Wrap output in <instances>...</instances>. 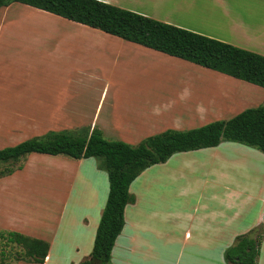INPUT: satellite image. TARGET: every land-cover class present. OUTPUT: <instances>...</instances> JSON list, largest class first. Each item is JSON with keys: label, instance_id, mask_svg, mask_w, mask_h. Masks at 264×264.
Here are the masks:
<instances>
[{"label": "crops", "instance_id": "obj_1", "mask_svg": "<svg viewBox=\"0 0 264 264\" xmlns=\"http://www.w3.org/2000/svg\"><path fill=\"white\" fill-rule=\"evenodd\" d=\"M104 1L127 8L118 0ZM134 11L264 55V0H148ZM5 29L8 39H0V91L37 92L22 108L13 103L0 110V119L16 122L12 127H24L28 121L38 129L35 134L46 133L41 129L97 127L109 140L135 145L197 119H229L264 104L261 86L235 77L230 80L253 91H124L130 86L139 89L146 79L170 76L165 68L167 64L170 69V62L217 78L227 74L27 4L0 8V37ZM110 91L115 93L104 109ZM86 95H97L92 110L82 105ZM150 95L161 97L160 102L143 104ZM45 155L51 156L46 166L58 165L54 176L62 187L60 210L53 214L51 202L46 213L32 208L25 217L21 211L8 229L47 241L48 255L42 263L15 264H78L93 249L110 189L108 172L98 157ZM53 158L59 161L51 162ZM94 159L83 172L85 162ZM261 159L260 149L224 140L176 152L144 169L130 185L134 201L126 206L119 235L124 236L126 264L134 256H158L165 248L182 253L186 248L181 241H189L193 264H232L226 262V249L239 236L255 237L257 227L264 226V205L256 213L257 194L264 192V170L256 164ZM11 178L0 179L1 190L10 189L5 186ZM215 255L224 257L213 262Z\"/></svg>", "mask_w": 264, "mask_h": 264}, {"label": "trees", "instance_id": "obj_2", "mask_svg": "<svg viewBox=\"0 0 264 264\" xmlns=\"http://www.w3.org/2000/svg\"><path fill=\"white\" fill-rule=\"evenodd\" d=\"M14 2L54 13L264 87V55L229 42L104 0H0V8ZM224 140L239 142L264 152V104L246 108L229 119L212 121L200 127L167 129L146 137L136 145L109 140L97 127L76 133L50 130L42 136L0 148V164L13 165L32 152L65 154L76 159L101 157L110 181L108 199L92 252L78 264H112V251L125 226L126 206L134 201L130 185L138 175L153 164L165 162L176 152L213 147ZM11 169L7 166L6 172L0 177L10 173ZM263 235L264 229L256 233L255 237L249 234L239 236L226 251V260L232 264H258ZM0 240L20 247L23 261L42 263L48 255L47 241L18 231H0ZM5 255V250L1 249L0 263L15 264L6 262Z\"/></svg>", "mask_w": 264, "mask_h": 264}, {"label": "rangeland", "instance_id": "obj_3", "mask_svg": "<svg viewBox=\"0 0 264 264\" xmlns=\"http://www.w3.org/2000/svg\"><path fill=\"white\" fill-rule=\"evenodd\" d=\"M119 4H123L127 6V8H130L134 10V8L142 7L143 4H147L148 0H118ZM5 33V34H4ZM0 37L2 40L8 39L6 37V29ZM169 65L166 64V69H168V72L170 76H166L165 79L158 80L156 78L152 79H146L144 81H141V87L137 89L135 86H130L131 83H135L136 79L131 78L133 82L129 84L131 88L126 89L124 91H184L185 89H189L190 91H215L214 88L217 87L218 89H222L223 91H246L247 93H250L248 91H253L249 89L248 86H240L237 82L230 80L233 79V77L226 75V78L215 77V74H212V76L205 74V70H199L196 69V71H192V69L185 68L180 65H176L172 62ZM178 66H180L178 68ZM197 76V79L195 77ZM242 82V81H241ZM245 82V81H244ZM243 83V82H242ZM248 83V82H245ZM254 87L255 84H249ZM219 89V90H220ZM262 91H264V88H259ZM216 90V91H219ZM35 92H29V91H0V110L6 109L7 106L10 104H13L14 106H17V108H22L25 106V103L28 104V101L30 98V95L36 94ZM44 96H46L45 91H38ZM115 92L110 91L109 97L107 98L106 104L104 106V109H106L107 105L111 101V97L113 96ZM156 95L152 96L150 95L148 97V102L143 101V104H150L152 105L154 102H160L157 101V98H161L159 96L155 97ZM43 97H37L39 100ZM97 95H86L85 100L82 103V105L87 109H94L95 104L97 103ZM32 101H35L34 98H32ZM72 106H77L78 103L75 105L74 102L70 103ZM26 125L24 127H12L9 125H13L14 121L9 119H0V148H3L5 146L14 145L17 144L25 139L34 137V136H42L53 129H41L46 133L42 134H35L38 132V129H34L32 126H29L28 121H26ZM212 121L208 122H202L199 121V119L196 120L195 123L191 125H187L186 127H182L181 130L186 129H192L196 127L203 126L205 124H208ZM1 125H4L3 127ZM83 128H71L67 129L71 132H80ZM47 130V131H46ZM63 130V129H62ZM66 130V129H65ZM88 130V129H86ZM57 131V130H54ZM60 131V130H59ZM115 140V139H112ZM139 144V143H138ZM136 145V144H135ZM64 156V155H60ZM51 156H46L45 154H39V153H29L20 158L17 162H15L13 165H5L0 164V175L7 170V166L12 168L11 172L3 175L0 177L2 178H8L12 177L10 180L6 182L5 187H9L10 189H4L0 191V231H12L8 229L9 225L13 222V217L19 216L21 211L24 212L25 217H27V212L32 211V208H35L33 210H36V212L46 213L48 208H45V206H48L49 203L53 202L55 203L54 207H51V211L54 214L56 211L60 210L61 205V183L58 179L55 178L54 174L58 170V165L53 163L49 164L50 166H46L45 162H50ZM97 158V157H96ZM57 158H53L51 162L56 161ZM99 161L103 160L101 157L97 158ZM92 162H85V164L82 166V171H85V167L89 163H93L94 160H91ZM258 167L263 171L264 170V160L261 159ZM19 167V168H18ZM40 172H35V171ZM49 170L47 173L46 171ZM49 174V175H48ZM33 177H37V179H34ZM263 179V178H262ZM57 183V184H56ZM56 184V185H55ZM57 186L55 189L54 187ZM4 191H7V193H4ZM260 194L261 196H264V192H259L257 194L258 199H256V213L259 210V208L264 205L263 201L260 200ZM18 206L22 210H18ZM26 209V210H25ZM12 226V225H11ZM10 226V227H11ZM260 227V228H259ZM257 227V233H261L264 229L263 226ZM124 242V236L122 235L121 238L119 237V240L116 243V246L112 252V264H126L124 261L125 258H127L126 250L123 247ZM121 243L122 246L119 244ZM180 245L185 247L186 250L180 251L178 248H168L162 250V254L157 255H145V256H134L133 258H130V264H193L192 257H189L188 251H189V241H181ZM231 245L228 247L230 248ZM226 249V251L228 250ZM1 249L5 250L6 255L5 259L6 262H12V263H19L21 258H24V255L22 254V250L20 247L3 242L0 240V251ZM92 252V251H91ZM218 252V251H216ZM215 253V252H213ZM47 257V256H46ZM88 256L84 257L82 259L85 260ZM224 255L219 256H212L213 262L222 261ZM202 258V257H197ZM226 258V257H225ZM46 259V258H45ZM29 262V261H25ZM228 262V261H226ZM37 263V262H36ZM258 264H264V235L263 239L261 240V249L258 257Z\"/></svg>", "mask_w": 264, "mask_h": 264}]
</instances>
